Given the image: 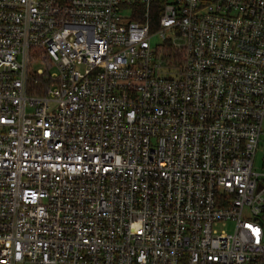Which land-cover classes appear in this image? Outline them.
Segmentation results:
<instances>
[{
	"label": "built area",
	"instance_id": "obj_1",
	"mask_svg": "<svg viewBox=\"0 0 264 264\" xmlns=\"http://www.w3.org/2000/svg\"><path fill=\"white\" fill-rule=\"evenodd\" d=\"M263 124L264 0H0V264H264Z\"/></svg>",
	"mask_w": 264,
	"mask_h": 264
},
{
	"label": "rangeland",
	"instance_id": "obj_2",
	"mask_svg": "<svg viewBox=\"0 0 264 264\" xmlns=\"http://www.w3.org/2000/svg\"><path fill=\"white\" fill-rule=\"evenodd\" d=\"M37 66H40V65H37ZM263 149H264V124L262 126V134L260 136L259 147H258L256 155H255V163H254L255 168H257L260 164ZM232 227H233V224L231 222H229V223H227L226 226L218 227V228H223V229H226L228 232H230L232 230Z\"/></svg>",
	"mask_w": 264,
	"mask_h": 264
}]
</instances>
